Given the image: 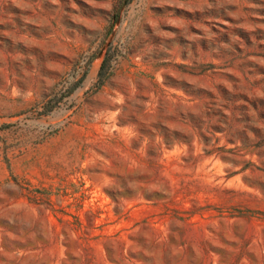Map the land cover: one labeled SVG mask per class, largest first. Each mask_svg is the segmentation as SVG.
I'll return each instance as SVG.
<instances>
[{"label": "rangeland", "instance_id": "374dc122", "mask_svg": "<svg viewBox=\"0 0 264 264\" xmlns=\"http://www.w3.org/2000/svg\"><path fill=\"white\" fill-rule=\"evenodd\" d=\"M0 264H264V0H0Z\"/></svg>", "mask_w": 264, "mask_h": 264}]
</instances>
